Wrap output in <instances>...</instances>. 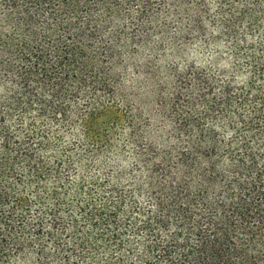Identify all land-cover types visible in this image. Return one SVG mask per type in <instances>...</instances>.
<instances>
[{
	"label": "trees",
	"instance_id": "trees-1",
	"mask_svg": "<svg viewBox=\"0 0 264 264\" xmlns=\"http://www.w3.org/2000/svg\"><path fill=\"white\" fill-rule=\"evenodd\" d=\"M0 264H264V0H0Z\"/></svg>",
	"mask_w": 264,
	"mask_h": 264
}]
</instances>
